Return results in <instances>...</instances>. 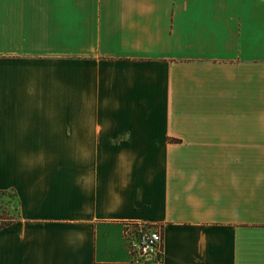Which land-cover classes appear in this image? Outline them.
<instances>
[{
	"label": "crops",
	"instance_id": "1",
	"mask_svg": "<svg viewBox=\"0 0 264 264\" xmlns=\"http://www.w3.org/2000/svg\"><path fill=\"white\" fill-rule=\"evenodd\" d=\"M0 264H264V0H0Z\"/></svg>",
	"mask_w": 264,
	"mask_h": 264
},
{
	"label": "built area",
	"instance_id": "2",
	"mask_svg": "<svg viewBox=\"0 0 264 264\" xmlns=\"http://www.w3.org/2000/svg\"><path fill=\"white\" fill-rule=\"evenodd\" d=\"M121 222L122 238L131 262H161L163 260L161 224L139 218H127Z\"/></svg>",
	"mask_w": 264,
	"mask_h": 264
}]
</instances>
